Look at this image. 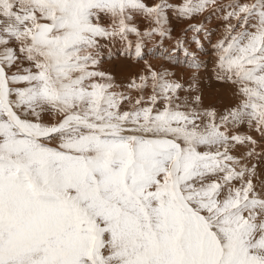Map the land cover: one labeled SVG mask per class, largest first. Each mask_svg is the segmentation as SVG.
Returning <instances> with one entry per match:
<instances>
[{
    "label": "snow or ice",
    "instance_id": "obj_1",
    "mask_svg": "<svg viewBox=\"0 0 264 264\" xmlns=\"http://www.w3.org/2000/svg\"><path fill=\"white\" fill-rule=\"evenodd\" d=\"M0 264H264V0H0Z\"/></svg>",
    "mask_w": 264,
    "mask_h": 264
},
{
    "label": "bare ground",
    "instance_id": "obj_2",
    "mask_svg": "<svg viewBox=\"0 0 264 264\" xmlns=\"http://www.w3.org/2000/svg\"><path fill=\"white\" fill-rule=\"evenodd\" d=\"M195 23V21H193ZM175 35V33H174ZM165 46L167 47L168 44H167V41L165 42ZM148 59H151V57H149ZM152 60V59H151ZM154 61V60H153ZM154 63V62H153ZM160 63V61H157L155 62L153 65L156 66ZM118 65V66H117ZM117 68H113V66H110V70L113 72L114 75L117 76V78L119 79L121 76H127L128 74L130 73H134V72H138V71H141V65H142V62H140V64H129V66L127 68H124L120 65V63L118 62L117 63ZM175 71H177L178 74H180V69L177 68V69H174ZM209 72H210V68H209ZM207 75V74H205ZM207 81L210 82V80L208 79ZM204 82V81H203ZM209 82H205L206 83H209ZM211 83V82H210ZM209 83V84H210ZM212 85V84H211ZM211 88V87H210ZM208 91V90H207Z\"/></svg>",
    "mask_w": 264,
    "mask_h": 264
},
{
    "label": "rangeland",
    "instance_id": "obj_3",
    "mask_svg": "<svg viewBox=\"0 0 264 264\" xmlns=\"http://www.w3.org/2000/svg\"><path fill=\"white\" fill-rule=\"evenodd\" d=\"M152 59V60H151ZM151 59H149L150 60V62L152 63V64H154L155 62H157V61H159V60H156V59H153V58H151ZM154 60V61H153ZM154 62V63H153ZM118 63V62H117ZM117 63L116 64H114V65H111V66H113V68H117ZM130 64H132V65H134L135 63H130ZM117 65V66H116ZM209 68H210V65H209ZM118 69V68H117ZM210 80V82L209 81H207V80ZM203 83H202V88L204 89V94H205V97H206V102H207V100H208V98H210L217 90H218V86L217 85H215L214 84V81L213 80H211L210 79V72L207 74V75H205L204 76V79H203ZM205 82H209V83H206L205 84ZM212 84V85H211ZM211 87V88H210ZM208 90V91H207Z\"/></svg>",
    "mask_w": 264,
    "mask_h": 264
}]
</instances>
